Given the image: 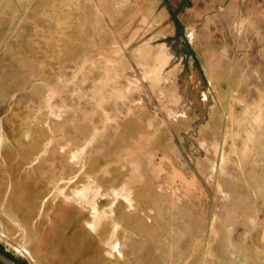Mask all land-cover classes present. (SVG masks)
<instances>
[{
  "label": "rangeland",
  "instance_id": "obj_1",
  "mask_svg": "<svg viewBox=\"0 0 264 264\" xmlns=\"http://www.w3.org/2000/svg\"><path fill=\"white\" fill-rule=\"evenodd\" d=\"M117 1L0 0V119L39 148L53 133L57 175L86 143L67 193L102 188L110 212L131 190L108 216L131 264H264V0L155 19ZM22 247L0 238L31 264Z\"/></svg>",
  "mask_w": 264,
  "mask_h": 264
},
{
  "label": "crops",
  "instance_id": "obj_2",
  "mask_svg": "<svg viewBox=\"0 0 264 264\" xmlns=\"http://www.w3.org/2000/svg\"><path fill=\"white\" fill-rule=\"evenodd\" d=\"M117 2L120 6L132 7L133 15L142 7L141 14L155 19L165 13L170 17V11L174 12L179 4L180 11L188 10L190 0ZM31 137V131L20 134L0 119V238L19 252L25 246L31 264H131L127 252L133 238L123 237V225L116 233L120 245L116 248L117 256L113 257L108 253V241L115 239L112 234L115 223L106 219L92 228L90 223L94 219L90 207L67 199L58 189L62 186L68 191L84 173L86 166L81 165V158L85 149L80 157H75L73 152L86 143L68 155L69 162L77 163L76 170L71 172L69 168L57 175L54 168L49 170L44 164L49 163L54 149L53 133L40 148ZM57 149L62 154L68 147L60 145ZM116 204L114 201V208Z\"/></svg>",
  "mask_w": 264,
  "mask_h": 264
},
{
  "label": "bare ground",
  "instance_id": "obj_3",
  "mask_svg": "<svg viewBox=\"0 0 264 264\" xmlns=\"http://www.w3.org/2000/svg\"><path fill=\"white\" fill-rule=\"evenodd\" d=\"M51 107L52 106L50 105V108ZM58 189L64 195V197H66L67 199H74V200H76L77 202H79V203H81L83 205L86 204L89 207L91 206L92 208H94V212L100 218V219H98V221L99 220L100 221H104L106 219L107 220L110 219L108 216L110 215V213L112 211L114 212V206L113 205L111 206L112 208L110 207V209H113V210H110V212L107 209H99V205H98L97 201L95 200L96 197L94 195H96V196L98 195L99 196L102 188H101V190H98L97 191V188L96 187H94L92 185H85L83 188H75L73 193H67L66 188H64L62 186H59ZM92 192H94V193H92ZM112 194H113L112 197H113V200L114 201L116 200L117 197L118 198L124 197L128 202H130V204H132V200L133 199L131 197V190H129L127 188L121 189V188L116 187V188H113L112 189ZM93 196H94V198H93ZM96 222L97 221H94V222H91L90 224L93 225ZM114 223L115 224H114V227H113L112 234H113V237L115 239L108 241V246H109V249H108L109 252L108 253L110 255L112 253V250H111L112 247L117 248L118 245H120V241L117 240L118 238H116V236H117L116 233L118 231L119 226H122V224L120 223V221H115ZM118 249H119V252H122L123 253L122 249H120V248H118Z\"/></svg>",
  "mask_w": 264,
  "mask_h": 264
},
{
  "label": "water",
  "instance_id": "obj_4",
  "mask_svg": "<svg viewBox=\"0 0 264 264\" xmlns=\"http://www.w3.org/2000/svg\"><path fill=\"white\" fill-rule=\"evenodd\" d=\"M0 261L3 264H16L14 261H12L9 257L7 258L4 254L0 252Z\"/></svg>",
  "mask_w": 264,
  "mask_h": 264
},
{
  "label": "flooded vegetation",
  "instance_id": "obj_5",
  "mask_svg": "<svg viewBox=\"0 0 264 264\" xmlns=\"http://www.w3.org/2000/svg\"><path fill=\"white\" fill-rule=\"evenodd\" d=\"M0 264H3V263L0 261Z\"/></svg>",
  "mask_w": 264,
  "mask_h": 264
}]
</instances>
